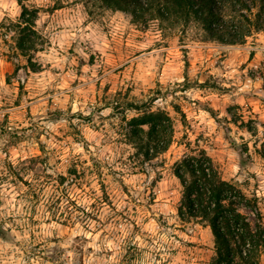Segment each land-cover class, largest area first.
<instances>
[{"label":"rangeland","instance_id":"obj_1","mask_svg":"<svg viewBox=\"0 0 264 264\" xmlns=\"http://www.w3.org/2000/svg\"><path fill=\"white\" fill-rule=\"evenodd\" d=\"M26 4L36 71L16 46L18 0H0V264H212L211 229L178 214L173 166L192 148L258 198V217L241 211L264 226L262 32L223 44L85 0ZM154 94L175 141L147 161L107 104Z\"/></svg>","mask_w":264,"mask_h":264},{"label":"trees","instance_id":"obj_2","mask_svg":"<svg viewBox=\"0 0 264 264\" xmlns=\"http://www.w3.org/2000/svg\"><path fill=\"white\" fill-rule=\"evenodd\" d=\"M27 1L18 0L22 10L16 46L36 71L32 52L41 49L35 38L40 37L35 29L39 10L29 7ZM85 4L129 13L135 23L157 20L183 34L193 30L204 41L242 44L254 34H264V0H85ZM156 99V94L140 102L116 97L107 104L123 114L128 125L126 139L136 155L147 161L166 152L175 141L174 119L169 111L154 109ZM174 107L180 111L179 106ZM127 110L135 114L128 118ZM240 149L241 155L248 153L247 147ZM173 171L182 185L179 217L209 227L214 235L216 256L212 264H262L264 226L258 221L252 225L241 211L242 206L251 208L258 217V198L249 197L225 179L213 157L202 148H192L174 163ZM1 235L5 229L0 225Z\"/></svg>","mask_w":264,"mask_h":264},{"label":"crops","instance_id":"obj_3","mask_svg":"<svg viewBox=\"0 0 264 264\" xmlns=\"http://www.w3.org/2000/svg\"><path fill=\"white\" fill-rule=\"evenodd\" d=\"M0 11L3 12V14H6V13H4L5 11L2 8H0Z\"/></svg>","mask_w":264,"mask_h":264}]
</instances>
